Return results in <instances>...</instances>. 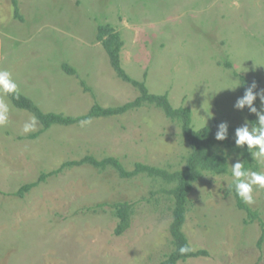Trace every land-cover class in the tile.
Returning <instances> with one entry per match:
<instances>
[{
    "label": "rangeland",
    "instance_id": "rangeland-1",
    "mask_svg": "<svg viewBox=\"0 0 264 264\" xmlns=\"http://www.w3.org/2000/svg\"><path fill=\"white\" fill-rule=\"evenodd\" d=\"M17 6L21 18L14 0H0V70L44 112L79 116L95 104L123 105L139 95L112 67L98 38L102 25L120 34L127 73L152 93H167L175 108L189 107L194 129L216 120L237 127L250 121L247 107H233L242 84L226 88L242 83L241 75L264 88V0H17ZM0 100L9 106L0 125V264H159L167 258L174 249L172 195L163 190L169 184L148 175L122 178L110 166H62L92 155L116 157L129 170L137 162L182 169L191 147L176 121L145 105L54 124L33 138L40 119L2 90ZM33 117L35 130L24 132ZM237 159L231 155L230 163ZM232 182L231 173H206L194 184L183 230L191 248L208 255L177 264H264V189H253L248 205L260 219L249 223L227 193ZM29 184L35 185L19 195ZM122 201L136 206L131 226L118 235L110 204Z\"/></svg>",
    "mask_w": 264,
    "mask_h": 264
},
{
    "label": "trees",
    "instance_id": "trees-1",
    "mask_svg": "<svg viewBox=\"0 0 264 264\" xmlns=\"http://www.w3.org/2000/svg\"><path fill=\"white\" fill-rule=\"evenodd\" d=\"M14 4L17 9L16 15L21 18L18 11L17 0H14ZM99 30L100 32L98 34V38L103 42V45L110 56L111 65L117 72V75L122 80L131 83L139 90V95L135 99L123 105L112 107H104L100 104H95L88 113L79 116H72L65 115L63 113L44 112L31 99L18 91L16 93L8 94L17 107L34 113L42 122V129L30 136L33 138L49 129L54 124L72 125L78 124L82 121H88L94 117L117 116L145 105H153L163 109L168 118L176 121L181 126L182 134L191 147V151L186 158L185 166L182 169L169 171L168 169L159 166L137 162L135 164V168L129 170L116 157L110 156L99 160L92 155L86 156L80 160L66 162L62 167L88 163L102 170L110 166L118 171L122 178H134L140 175H148L152 178L163 179L167 184H169V186H166L163 190L172 195L173 201V222L171 224V233L173 236L174 249L168 254L167 258L159 264H177L180 260H187L191 257L208 255L207 250H193L183 230L187 212L190 209V194L194 189V184L203 178L206 173L215 175L231 173L230 156L233 154L241 158V161L246 169L258 171L260 167L259 163L252 159L246 146L243 149L235 147L234 131L237 126L229 124L228 138L223 141H217L214 136L217 125L221 122L220 120H216L214 123L206 125L200 129H194L192 127V110L189 107L175 108L171 104L167 93H152L144 81L131 77L122 66L121 51L124 42L120 34L113 31V28L109 25H102ZM65 68L69 73H74V69L68 64L65 65ZM240 78L242 80L241 92L243 95L245 88L253 81L243 75H241ZM255 104L259 107V99L255 101ZM248 118L251 123H255V114L248 111ZM62 169L63 168L55 170L50 174L58 173ZM47 175L49 174H43L42 177L45 178ZM34 185L35 184H29L21 187L18 194L23 195L26 190L31 189ZM227 193H233L236 197L238 206L247 211V222L251 223L256 219H260L258 211L253 210L248 204L242 202V200L236 195L233 182L227 189ZM100 206H104V204H100ZM135 206L136 203L129 201L110 204L114 214L119 219L115 229L116 234H123L131 226L133 215L135 213ZM181 248H188L190 250L185 253H181Z\"/></svg>",
    "mask_w": 264,
    "mask_h": 264
},
{
    "label": "clouds",
    "instance_id": "clouds-1",
    "mask_svg": "<svg viewBox=\"0 0 264 264\" xmlns=\"http://www.w3.org/2000/svg\"><path fill=\"white\" fill-rule=\"evenodd\" d=\"M242 83L236 84L234 87H226L235 89ZM224 88V89H226ZM258 86L255 81L248 85L242 96L238 97L233 105L237 110H243L245 107L252 114H255V123H251L245 119L244 123L235 128L234 144L235 147L243 149L247 147L253 160L264 164V88L257 90ZM0 90L4 93H16L17 84L11 78V73L7 70H0ZM259 99L260 105L256 106L255 101ZM9 106L3 100H0V125H4L8 121ZM211 117V115H208ZM36 119L31 118L30 123H25L24 132L35 130ZM229 124L227 121H221L216 128L214 138L217 141H223L228 138ZM231 175L233 177V185L236 195L245 204L254 203L253 189L258 187L264 189V171H252L246 169L241 160L237 159L231 164ZM188 248H181V253L189 251Z\"/></svg>",
    "mask_w": 264,
    "mask_h": 264
}]
</instances>
